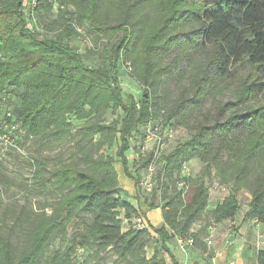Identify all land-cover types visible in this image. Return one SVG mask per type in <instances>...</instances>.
I'll list each match as a JSON object with an SVG mask.
<instances>
[{
    "label": "trees",
    "instance_id": "obj_1",
    "mask_svg": "<svg viewBox=\"0 0 264 264\" xmlns=\"http://www.w3.org/2000/svg\"><path fill=\"white\" fill-rule=\"evenodd\" d=\"M55 1L57 18L43 36L27 28L21 0H0V93L16 90L15 101L6 103L13 106L7 122L17 125V148L24 150L31 141L40 152L51 143L72 144L70 155L58 156L51 166L32 158L29 192L41 196L43 204L12 216L6 236V221L0 220V264H71L80 249L93 260L111 253L119 263L165 264L160 253L170 256L169 239L192 236L195 245L190 230L207 213L210 186L205 180L216 179L219 188L227 189L209 213L212 224L233 219L238 197L246 192L250 200L244 220L264 227V104L251 106L264 97V0H195L189 10L183 4L178 11L168 6L169 0H162L163 7L157 0ZM39 2L50 9L48 0ZM73 22L89 24L97 40L114 41L101 67H87L69 46L77 36ZM177 23L190 30L179 29L167 38ZM173 47L185 49L174 50L169 59ZM123 58L138 68L136 79L146 88L139 103L124 97L119 86ZM183 68L184 91L164 111L156 100L160 77ZM226 90L232 99L219 100ZM108 111L122 116L107 123ZM159 112L165 113V125L183 127L188 138L159 158L163 167L155 174L157 190L168 202L161 208L163 225L151 228L158 241L146 259L151 234L134 229L132 218L139 213L119 196L114 159L107 151L117 145L115 159L129 175V138ZM193 159L201 163L200 180H183V188L166 198L168 184H179L183 164ZM150 161L148 153L139 169L147 172ZM121 210L127 228L119 219ZM56 240L60 247L46 259ZM256 264H264V249L257 251Z\"/></svg>",
    "mask_w": 264,
    "mask_h": 264
},
{
    "label": "rangeland",
    "instance_id": "obj_2",
    "mask_svg": "<svg viewBox=\"0 0 264 264\" xmlns=\"http://www.w3.org/2000/svg\"><path fill=\"white\" fill-rule=\"evenodd\" d=\"M195 0H169L168 6L174 7L173 11L177 10L178 8H182L183 4L189 5L186 7V10H189L191 6H194ZM160 7H163L164 3H162V0H157ZM21 10L24 14V18L26 21V26L30 30H34L38 33H40L43 36H46V33H44V28L46 25H48L50 22L56 20L57 18V12H58V2L55 0H48V4L50 5L49 10H45L42 5H39V0H21ZM66 10V9H65ZM67 10L69 12H73L74 9L72 7H68ZM146 13L149 17L152 16V11L147 10ZM175 13V12H174ZM134 22V21H133ZM77 22L72 23V27L75 29L77 36L71 38L68 42L69 46L75 50L83 59V63L90 68H99L102 66V55L105 52H108L110 49V46L113 44L114 41L107 40L105 38H99L97 40L96 32L89 26V24H85L82 26H78ZM178 23L176 25V28L172 27L173 31L171 33L167 32L166 37L168 38V35L173 36L174 34H177L179 32V29L181 32H187L190 30V26H185V28H177ZM177 30V31H176ZM121 35L118 36L120 38ZM186 47V46H185ZM185 47L181 48H175L173 47L169 53L166 55L167 58H171L174 56V53L181 52L185 49ZM183 52V51H182ZM183 54V53H182ZM182 57V55H181ZM167 60H164L162 62L163 64H166ZM187 69L183 68L179 71H173L169 77H166L165 74H162L160 77V83L157 89V101L159 102L160 106L164 109V111L169 108L170 103L177 100L180 93L184 91L185 88V78H186ZM136 75H140L138 68L134 66L131 60L122 59L119 63L118 68V82L119 86L122 90V94L124 97L130 96L134 102L139 103L140 98L143 96L144 91L146 88L136 79ZM232 91V89H231ZM226 90L222 93L221 96L218 97L221 101H227L232 99V92ZM6 92H9V102L14 99V95L16 93L15 89L9 88L6 90H3L0 94V96H4ZM261 97V98H260ZM258 102L255 100L251 101V106L253 108L259 107L261 104H264V97L258 96ZM8 102V103H9ZM1 108H5L8 104H2ZM0 108V110H1ZM1 112V111H0ZM121 111H117L115 114H112L111 111H108L105 116L104 120L105 122L109 123L113 120H116L118 118H121ZM165 113L159 112L157 114L156 119H154L152 122L163 124V130L167 132L169 135V138L166 140L165 148L162 153V155H166L170 153L177 144L185 141L188 138V131L184 129L183 127L174 125L173 122L170 123V125H165L163 123L164 115ZM1 116V115H0ZM70 121L73 122L74 126L77 127L80 125V123L75 122L72 118H70ZM21 139L17 142H21ZM130 140V139H129ZM130 143V141H129ZM25 146V145H24ZM27 148L22 149H14L13 147L10 148L9 144L5 146V143L2 142L0 139V220L3 218L6 221V226L2 228V235L6 236L8 232V227L11 226L12 223V216L16 215L21 211L22 208H25L26 210H31L37 207L38 204H43V198L41 196H38L35 198L32 196V194L29 192L30 186H32L33 182L31 180L33 169L31 168V161L32 158H38L41 160L46 166H51L54 164L58 158V156H64L65 158L70 155L69 148L72 146V144L63 143L62 145H58L56 143H51V148H47L44 151L40 152L38 149V144L34 141L27 142ZM18 147V145H17ZM117 145L113 146L111 149L107 151V155L111 156L113 159L115 158L114 153L116 151ZM139 148V147H138ZM148 148V145H147ZM142 147L140 148V150ZM1 150L4 151V154L2 155ZM146 156L138 154V162L139 166L143 159ZM158 165H156L157 167ZM185 169L181 168V173L179 175L180 183L179 184H173L169 183L168 186V192L166 193L165 197L169 198L173 194V190H181L183 188V180H187L189 182L199 181L200 180V170H201V163L197 159H193L185 164ZM182 166V167H183ZM114 167V163H113ZM115 170V168H114ZM116 172V171H115ZM117 175V174H116ZM205 183H207L209 187V194H210V200H213L216 198L214 191H218L219 194L221 192V188H219V185L217 184V180L213 179L211 182L208 180H205ZM144 185V182H143ZM151 185L157 186V176H154L152 178ZM174 186V187H173ZM176 186V187H175ZM214 187H216L214 189ZM227 190V189H225ZM156 196L158 198H161L160 189L156 191ZM186 192V189H184L183 194ZM227 191H224L223 194H225ZM209 198V197H208ZM52 202V201H50ZM168 202L167 199H165L162 202V206ZM49 213V211L47 210ZM209 213L207 210V213L204 217H202L198 222L199 225L202 227L204 226V229H200V231L196 234V242L194 247L201 250L202 252L205 250L208 253H210V250L207 248L206 240L212 241V238L208 235V226H212V222L209 220ZM253 228H255L253 226ZM258 233V234H257ZM264 235V230L259 229L255 231L250 230L249 234H246V238L241 240L238 244L239 248L241 250L245 251L248 254L249 258L248 260L251 261L252 264H254L255 254L257 253L258 247L256 246L259 237ZM209 237V238H208ZM13 240H15V236L13 235ZM224 243L226 246L229 245L230 242L226 241L224 239ZM173 242H171V246H173ZM231 245V244H230ZM64 246V245H63ZM60 247L58 240L54 241L49 249L46 252V259H49L51 256V253L55 250H57ZM62 248V246H61ZM264 249V247H262ZM243 251V252H244ZM146 255V254H145ZM160 257L162 261L165 263V261L168 260V258L165 256L164 253H160ZM71 264H124L119 263L115 256H113L111 253H102L99 256V259L93 260L91 257L90 252H81L80 254L76 253V256L71 259Z\"/></svg>",
    "mask_w": 264,
    "mask_h": 264
},
{
    "label": "crops",
    "instance_id": "obj_3",
    "mask_svg": "<svg viewBox=\"0 0 264 264\" xmlns=\"http://www.w3.org/2000/svg\"><path fill=\"white\" fill-rule=\"evenodd\" d=\"M143 131L144 126L138 128L129 138L130 149L126 154L127 172L129 175L125 173L123 166L115 158L114 168L117 174L118 187L120 189L119 196L133 207L137 213L141 214L148 224V231L152 239L145 249V257L146 259H150L154 255L158 241V236L153 233L151 228H160L163 225V214L161 209V198L157 196L154 197L157 186H150V190L152 191H148L146 186L143 185V182L147 180L146 169H139L138 154L143 156L148 155V150H145V152L140 150L144 142ZM224 191H226L225 188H221L220 194L218 191H214L216 198L213 200H210L209 194L208 212L213 211L215 207L222 202L227 193L222 195ZM238 200L239 210L233 219L225 220L217 225L212 224V226H208V235L212 238L211 245H207L210 253L205 250L202 252L194 246L181 250L175 238H172L165 243L170 253V256L164 253L168 258L165 264H252L251 261L248 260L249 258H247L248 254L244 250L243 252L238 244L240 243V239L243 240L246 238V234H249L250 230H264V227L256 221L244 220L245 214L248 211L250 195L246 192H241ZM150 204H153V209L149 207ZM118 213L124 228H127L129 221L125 219L124 211L121 210ZM253 226L255 228H253ZM201 228L202 226L197 222L191 227L190 231L196 236ZM231 236L233 237L232 242L229 241ZM258 237L260 236H257V238ZM224 239L230 242L228 246L225 245ZM207 241L208 239L206 240V244ZM171 242L174 243L173 246L170 245ZM254 264H256V254Z\"/></svg>",
    "mask_w": 264,
    "mask_h": 264
},
{
    "label": "built area",
    "instance_id": "obj_4",
    "mask_svg": "<svg viewBox=\"0 0 264 264\" xmlns=\"http://www.w3.org/2000/svg\"><path fill=\"white\" fill-rule=\"evenodd\" d=\"M10 99L9 94L7 96H0V108L3 106L2 104H7L8 100ZM15 101V97L12 100V102ZM12 104L9 106H6L4 109L1 108L0 112V139L2 142L5 143V146L7 143L9 144L10 148L13 147V149H17V141H19L20 138L17 137V125L10 124L7 122L8 119L12 116ZM144 142L141 151L145 152V150H148V153L151 155V161L147 167V180L144 181V186H146L148 191L150 190L152 178L155 176L156 171L163 167L162 163H159V158L161 157L164 148L166 140L169 138V135L167 132H165L162 128V125L159 123H154L152 121L148 122L144 126ZM147 145L148 148L147 149ZM2 155L4 154V151L1 150ZM156 165H158L156 167ZM183 170L185 169V166L182 167ZM216 187H214L215 189ZM132 224L134 229L136 230H148V224L145 220V218L141 214H137L132 218ZM176 243L178 247L181 250H185L186 248L192 247L194 244V239L192 236H188L187 238H180L175 237ZM207 245H211V241H207ZM256 246L259 249H262L264 247V235L259 237V240L256 244ZM83 252L82 249L78 250V254Z\"/></svg>",
    "mask_w": 264,
    "mask_h": 264
},
{
    "label": "water",
    "instance_id": "obj_5",
    "mask_svg": "<svg viewBox=\"0 0 264 264\" xmlns=\"http://www.w3.org/2000/svg\"><path fill=\"white\" fill-rule=\"evenodd\" d=\"M229 241H230V242H232V241H233V237H232V236L229 238Z\"/></svg>",
    "mask_w": 264,
    "mask_h": 264
}]
</instances>
